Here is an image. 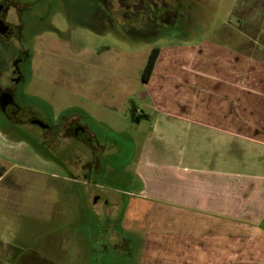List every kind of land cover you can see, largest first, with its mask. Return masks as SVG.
Returning <instances> with one entry per match:
<instances>
[{
	"label": "crops",
	"instance_id": "obj_1",
	"mask_svg": "<svg viewBox=\"0 0 264 264\" xmlns=\"http://www.w3.org/2000/svg\"><path fill=\"white\" fill-rule=\"evenodd\" d=\"M157 48L119 190L136 264H264V0H233L209 35ZM32 230L0 228V264H93L99 251Z\"/></svg>",
	"mask_w": 264,
	"mask_h": 264
},
{
	"label": "rangeland",
	"instance_id": "obj_2",
	"mask_svg": "<svg viewBox=\"0 0 264 264\" xmlns=\"http://www.w3.org/2000/svg\"><path fill=\"white\" fill-rule=\"evenodd\" d=\"M232 2L148 0L144 5L138 0H0L6 20L21 24L22 48L30 53L27 91L48 99L56 113L78 106L95 122L113 129L106 138L110 181L73 182L47 164L9 167L0 176V228L28 224L32 231L52 230L47 235L57 237L60 244L84 245L93 240L99 247L93 264L106 257L109 264H136V233L124 227L121 218L127 194L119 191L126 189L123 179L133 176V156L119 152L125 140L139 142L145 130L132 112L145 100L142 69L153 47L197 41L212 33L230 16ZM254 27L260 39L261 24ZM9 45L7 51L0 47V86L10 83L7 62L20 44L11 41ZM98 135L94 144L103 141V133ZM78 148L84 161L87 150L83 145ZM79 170L74 173L79 175ZM130 187L135 190V183ZM99 195L107 202L93 199ZM23 216H28L27 222ZM105 245L107 252L102 249ZM75 259L72 255L66 261L73 264Z\"/></svg>",
	"mask_w": 264,
	"mask_h": 264
},
{
	"label": "flooded vegetation",
	"instance_id": "obj_3",
	"mask_svg": "<svg viewBox=\"0 0 264 264\" xmlns=\"http://www.w3.org/2000/svg\"><path fill=\"white\" fill-rule=\"evenodd\" d=\"M138 1L147 4L143 0ZM5 14L0 7V47L6 51L11 49V41L19 42L20 45L15 46L14 55L7 62L11 72L10 83L0 86V176L9 167L31 168L47 164L48 168L68 174L69 177L64 175L63 178L73 182L110 181L107 173L109 145L106 141L110 128L95 122L86 109L78 106L67 107L56 113L48 99L27 91L30 53L27 48H22L21 24L7 21ZM53 35L60 37L56 33ZM99 132L103 133V141L94 144ZM81 145L87 150L84 161H80L78 154ZM122 152L123 149L119 154ZM76 168L80 169L79 175L74 173ZM93 199L107 202L104 195L94 196Z\"/></svg>",
	"mask_w": 264,
	"mask_h": 264
},
{
	"label": "trees",
	"instance_id": "obj_4",
	"mask_svg": "<svg viewBox=\"0 0 264 264\" xmlns=\"http://www.w3.org/2000/svg\"><path fill=\"white\" fill-rule=\"evenodd\" d=\"M148 1H146L147 3ZM158 48L157 47H153L147 57V60L145 62V65L142 69V73H141V80L142 81H147L148 78L150 77V74L152 73V69L154 66V63L156 61L157 55H158ZM133 112V118L135 120H137L138 117L134 116L135 112L132 110Z\"/></svg>",
	"mask_w": 264,
	"mask_h": 264
}]
</instances>
